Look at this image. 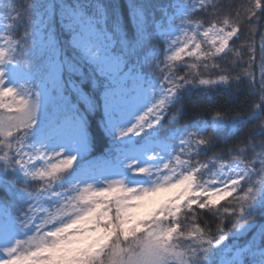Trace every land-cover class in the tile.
I'll list each match as a JSON object with an SVG mask.
<instances>
[{"label": "snow or ice", "instance_id": "1", "mask_svg": "<svg viewBox=\"0 0 264 264\" xmlns=\"http://www.w3.org/2000/svg\"><path fill=\"white\" fill-rule=\"evenodd\" d=\"M0 264H264V0H0Z\"/></svg>", "mask_w": 264, "mask_h": 264}]
</instances>
